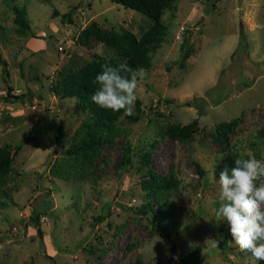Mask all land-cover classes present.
<instances>
[{
    "label": "rangeland",
    "instance_id": "obj_1",
    "mask_svg": "<svg viewBox=\"0 0 264 264\" xmlns=\"http://www.w3.org/2000/svg\"><path fill=\"white\" fill-rule=\"evenodd\" d=\"M12 1L24 7L22 32ZM160 20L137 119L120 113L90 159L67 152L84 113L53 86L94 55L114 56L101 42H78L87 24L138 37L151 20L110 0H0V145L12 154L0 189V264H256L214 211L220 170L264 159V0H174ZM236 117L216 145L217 124ZM192 121L183 141L166 134ZM148 169L156 191L142 185Z\"/></svg>",
    "mask_w": 264,
    "mask_h": 264
},
{
    "label": "trees",
    "instance_id": "obj_2",
    "mask_svg": "<svg viewBox=\"0 0 264 264\" xmlns=\"http://www.w3.org/2000/svg\"><path fill=\"white\" fill-rule=\"evenodd\" d=\"M124 8L135 10L151 20L147 29L138 37L130 31L115 32L104 31L95 22H90L77 33V40L82 45H88L90 40L101 42L114 52V56L109 58L107 62H103L96 55L78 70L67 74L61 83L53 86V91L62 97H74L78 102V109L84 113L80 125L77 128L76 143L67 150V152L76 154L79 151L88 153L90 159L95 157L99 148L104 142L109 141L115 134V119L123 112H112L98 107L92 102V95L96 90L93 83L94 78L101 72V66L104 63L116 67L122 61H127L129 66L144 67L149 65V53L153 51L161 42L164 25L160 20L163 10L169 7L174 0H110ZM11 11L14 14V22L17 25V31L22 32L27 28V21L24 18V7L15 5L14 1L10 4ZM70 12L60 14V18L69 17ZM186 38L184 37L179 45L180 52L183 51ZM188 55L187 51L182 52L184 58ZM181 56V55H180ZM1 61V60H0ZM3 65V63H2ZM139 101L135 103V109L138 112ZM127 116V115H126ZM131 120L137 119V114L127 116ZM240 118L236 117L229 121L219 122L215 129L214 142L220 145L227 134L233 130L239 123ZM194 122L178 126L168 125L166 134L180 141L189 137L194 131ZM144 165H148L150 154L145 152L142 155ZM127 159V158H126ZM234 160V159H232ZM12 154L7 145H0V189L7 182L9 172L11 170ZM198 174L203 175V171L198 163L193 162ZM157 175L148 169V178L142 183L143 187H148L153 191L158 190L160 183ZM146 210L152 209L150 204L143 206ZM145 211V210H143ZM41 237L42 234L38 228L35 230ZM183 259V258H182ZM188 260V259H187ZM131 264H141L139 260H134ZM256 264H264L257 261Z\"/></svg>",
    "mask_w": 264,
    "mask_h": 264
},
{
    "label": "clouds",
    "instance_id": "obj_3",
    "mask_svg": "<svg viewBox=\"0 0 264 264\" xmlns=\"http://www.w3.org/2000/svg\"><path fill=\"white\" fill-rule=\"evenodd\" d=\"M146 75L144 67L133 68L127 61L116 67L102 65L93 81L97 87L92 102L131 116L138 99V83ZM216 203L215 221L228 225L232 243L241 253L250 254L254 262H264V159L237 158L232 167L225 165L217 180ZM206 242L219 243L212 239Z\"/></svg>",
    "mask_w": 264,
    "mask_h": 264
}]
</instances>
